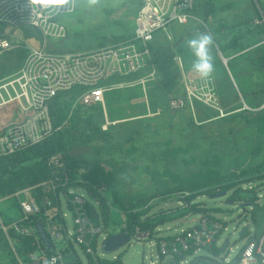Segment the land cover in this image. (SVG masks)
<instances>
[{
  "label": "built area",
  "instance_id": "built-area-1",
  "mask_svg": "<svg viewBox=\"0 0 264 264\" xmlns=\"http://www.w3.org/2000/svg\"><path fill=\"white\" fill-rule=\"evenodd\" d=\"M76 1L0 0V24L11 28L31 27L43 37H62L65 29L53 17L73 11ZM196 1L142 0L134 16V31L129 37L86 51L46 50L44 47L35 48L24 42L12 43L8 38L0 36V50H11L22 45L27 51L18 70L0 79V109L11 104H15L14 110L18 109L15 117L0 121V156L15 153L51 137L57 128L52 125L48 102L58 93L75 87L81 88V91L73 107L82 104L101 109V131H108L120 122L108 119L104 103L105 93L140 86L145 94V85L155 78V71L151 70L131 80L111 79L126 78L142 71L150 57L148 43L152 41L154 33L162 29L167 38L171 39L168 24L185 23L190 16L188 11ZM261 22H264V18L254 20L255 24ZM9 35L13 37L12 34ZM180 82L182 94L171 96L167 100L171 111L187 107L193 112V101H198L218 110L220 116L223 115L209 74L202 77L198 72L188 74L182 71ZM151 113L148 116L158 115L160 110L157 108ZM46 164L49 169L46 180L0 196L14 198L21 212V217L11 222H5L0 216V235L11 254V261L14 260L16 264H76L78 258L75 253L66 256L61 253L68 243L75 242L90 256L93 263H98V257L94 253L95 246L101 245L110 233L106 227L95 224L87 214V200L82 194L86 191L80 186L83 181L80 178L70 179L62 154L50 155ZM83 171L84 169H79L77 174L80 175ZM39 188L43 192L38 198ZM47 193H51L52 197L47 196ZM186 194L185 192L184 195ZM57 202L60 209L65 206L72 211V232L66 227L62 230L53 229L55 223L49 219L48 214ZM94 204L99 206L96 198ZM182 204L187 210L191 207L184 199ZM93 208L95 209L94 206ZM196 213L198 220L195 225L174 235L159 236L156 233L160 230L156 228L151 231L138 226L127 235L138 242L154 238L157 257L165 258L166 264H264V232L258 239L249 237L231 255L229 241L223 252V243L221 246L217 245L221 230L226 229L224 222L215 218L211 212ZM64 216L65 213L60 210L59 217ZM38 223L41 224V229L38 228ZM246 231L247 227L241 235L246 234ZM17 236L32 238L35 248L26 250L25 243L19 242ZM60 240L64 241L61 245L58 243ZM202 248L209 250L212 257L199 255ZM155 263L156 261L149 262Z\"/></svg>",
  "mask_w": 264,
  "mask_h": 264
},
{
  "label": "rangeland",
  "instance_id": "rangeland-1",
  "mask_svg": "<svg viewBox=\"0 0 264 264\" xmlns=\"http://www.w3.org/2000/svg\"><path fill=\"white\" fill-rule=\"evenodd\" d=\"M136 1L138 0H77L73 11L57 14L53 17V20L61 24L65 29V35L62 37L41 36L38 38L33 34H29L33 29H28L27 26L21 29V27L11 28L2 24H0V36H5L12 43L19 42L23 44L24 42L35 48L44 47L46 50L58 52L91 50L100 45L108 44L112 34L121 32L133 33L135 27L133 15L137 9ZM199 2L201 0H197L196 7ZM226 2H230V6L223 15L229 22L238 23L243 17L252 16L253 14V4L250 0H226ZM219 3V0L215 1L216 5ZM256 3L264 9V0H257ZM196 25L197 23L193 20H188V23L184 25L170 22L169 27L173 38L176 40L175 42H177L178 33L186 34L189 28ZM162 31V29L156 31L154 42L157 38L156 43L162 44L166 50L164 57L157 61L162 63L166 60V71L174 74V68L177 65L175 66L172 63V55L177 53L183 62L188 61L189 63V60L194 56L196 57V55L188 45V40L205 35L206 31H203L204 34L197 32L195 35H188L176 45L167 41L162 36ZM10 33H12L13 37L9 35ZM19 48L9 51L0 50V77L9 75L10 71L13 70L18 52L22 51V45ZM208 55L212 65L210 74L222 78L224 69L219 65L217 46L214 45L213 41L208 45ZM195 61L193 60L185 66V73L194 70L192 64ZM154 63L155 69L159 73L158 64L156 61ZM159 68L161 69V66ZM228 69L231 77L233 76L234 83L237 84L246 100L249 101L248 93L259 88L261 77L241 57L229 59ZM210 77L212 80V76ZM158 78L161 79L162 76ZM158 78L156 80H159ZM175 80H171V82L168 80L165 83L166 90L162 95L163 100H168L169 97L167 96L169 93L167 92L172 91V89L173 92L171 94H180L182 92V89H179L178 80L175 83L176 85L172 84ZM152 83L151 81L150 85H153ZM163 83L164 80L156 81L155 87ZM148 84L145 85V91H147ZM146 102L148 103L147 98L138 87L106 92L104 101L106 115L108 119L112 120L140 115L147 111ZM14 106L15 104L6 105L0 109V121L11 119L17 115L18 109L14 110ZM207 108L205 110H209ZM98 110L100 125L103 121V115L101 109ZM187 110H183L186 115ZM130 125L135 127L137 133L127 139ZM103 132L110 134L109 137L111 138L107 143L96 140L83 142L71 147L69 153L87 160L94 158L103 160L107 165L106 168L111 169L116 174L115 190L117 191V198L130 203V205L135 207L134 209H141L145 206L144 202H148L146 206L150 205V207L147 215L152 216V222H158L164 215H167L163 223H158L155 227L156 230H160L156 235H174L180 230L194 226L198 220V214L186 211L187 209L182 204L184 193L170 194L167 197L156 194L153 199H148L151 194L161 192L166 184L161 180L163 177H158L154 172L158 171L161 173L168 168L172 172L188 174L205 165L209 167L211 165L204 162L206 157H211L215 152L220 153V148L223 146L228 147L230 144L217 139L214 142H210L212 140L210 136L197 134V132H192L191 129H188L185 123L180 121L178 114L173 117L168 113H162V110L159 115L120 120L108 131ZM247 141V139L242 137L237 146L241 149L242 146L239 145H245ZM176 147L180 149L174 151ZM241 160L242 158L239 156L235 163L237 165H232L225 163L222 157L220 167L222 173L227 174L231 171L241 170L243 166L248 164V161H246L248 159ZM257 161H259V158L257 157L256 159L255 157L253 162ZM261 171L264 172V168ZM255 175L253 174V176ZM240 187L242 197L234 200L232 204L225 203V200L229 199L231 191H227L225 196L214 198H210V196L219 192L210 195L200 194L188 201L190 206L194 203H199V207H206L215 218L224 222L226 229L221 230L217 245L221 246L224 239H227L231 245V255H234L249 237L258 239L264 232V179L253 177L249 182L242 183ZM101 191L111 201V198H113L111 195L112 188L102 189ZM82 194L89 204L95 207L96 212L100 215L96 222L103 226L101 208L94 204V198L88 193L82 192ZM251 196L255 198H251ZM61 211L65 213L63 218L64 226L69 232H72V211L65 206L61 207ZM0 216L5 222L18 220L21 217V212L14 198L0 197ZM124 221V212L119 203L110 204L107 226L109 233L120 232ZM52 222L56 223L57 220ZM243 226L247 227V231L246 234L240 236L239 231ZM155 241L154 238H150L144 242H138L132 237L127 244L110 253L102 251L101 245L96 244L94 253L99 258L98 263H93L92 259H89V256L75 242H72L71 245L78 258L76 264H149L150 261H156L155 264H166L165 258L159 259L157 257ZM58 243L61 245L64 241L60 240ZM198 254L212 257L211 252L206 248H202ZM186 258L190 259V256ZM10 262L11 254L8 253L4 244L0 242V264H10Z\"/></svg>",
  "mask_w": 264,
  "mask_h": 264
},
{
  "label": "trees",
  "instance_id": "trees-1",
  "mask_svg": "<svg viewBox=\"0 0 264 264\" xmlns=\"http://www.w3.org/2000/svg\"><path fill=\"white\" fill-rule=\"evenodd\" d=\"M205 16L206 13L203 14L204 21L207 19ZM167 27L169 29V25ZM29 28L33 29L29 34H33L38 38L41 37L37 30L31 27H28V29ZM242 28L243 31H241ZM21 29L23 28L21 27ZM200 29L204 31L205 27L200 26ZM223 29L229 36V39L225 44L219 47L221 52H224L226 49H235L238 52L245 48L247 49L248 46L250 47V44H248L250 39L249 36L252 34L258 35V41L260 42L251 43L255 45L250 47V49L248 48L240 54L239 57L261 77V85L257 90L248 93L249 101L246 100L238 87L240 96L248 107L245 108L239 101V97L225 73L222 78L209 73V76L213 78L214 85H212L218 103L222 107V116H220L218 110L198 101H193V112L187 107L184 108L188 109L187 115L183 113L184 109L173 112L162 109V113H168L173 117L175 114H178L180 121H183L186 127L191 129L192 132L195 131L197 134L210 136L212 139L210 142H214V140L217 139L227 142L230 145L228 147L223 146L219 149L222 155L215 152L211 157H206L204 162L205 164L211 165L209 167L205 165L188 174L172 172L168 168L161 173L158 171L154 172L158 177H163L161 180L166 184L161 192L153 193L148 196L149 200L156 197V194L167 197L170 194H182L186 192L187 194L183 197L185 200L190 201L200 194L210 195L221 191H231L228 198L234 201L242 197L240 193V186L242 183L249 182L253 177L264 179V172L261 171L264 168V107L257 109L264 103V25L249 26L248 22L244 21L231 24ZM16 48L20 49L19 47ZM148 48L151 55V53H153L151 42L148 43ZM25 56L26 50L22 48V51L20 53L18 52L17 61L10 73L18 70ZM154 67V58L152 57V59H148L142 71L126 78L114 77L111 80L120 81L135 79L151 70L156 71ZM157 88L159 89V86ZM80 91L81 88L75 87L66 92L58 93L48 102L52 125L57 128L51 137L15 153L0 156V196H6L19 188L38 184L46 180L49 177V169L46 164L47 158L52 154L58 153L62 154V160L64 161L70 179L75 180L76 178H80L83 181V183H80V186L83 187L90 196L99 201L103 225L107 223L110 204L119 203L125 216V227L121 228L120 232L130 234L135 226L141 229H150L152 231L158 223H163L167 215H164L158 222H152V216L150 217L147 215L150 207V205L146 206L148 202H144L145 206L143 208L134 209L135 207L130 205V203H126L120 198H117L118 195L115 190L116 174L111 169L106 168L107 165L103 160L98 158L87 160L69 153L71 147L83 142H92L96 140L107 143L111 138L108 132H103L100 129V114L97 107L82 104L73 107V103ZM157 93H159V91H157ZM143 95L147 98L151 110H155L156 93H154V90L148 89ZM206 107H208L209 110H205ZM129 129L127 139H130L137 133L135 127L130 125ZM242 137L248 141L245 145H239L242 146L240 149L237 145L239 144L238 142L242 140ZM179 149L180 148L176 147L174 151ZM239 156L242 160L248 159L246 160L248 164L243 166L241 170L231 171L227 174L222 173L220 169L222 157L225 163L237 165L235 163ZM255 157L256 159L258 157L259 161L254 163L253 160ZM79 169H84L83 173L80 175L77 174ZM253 174L256 175L253 176ZM71 184L75 185L76 183L71 182ZM108 188H112L111 195L113 198H111V201H109L101 191L102 189ZM37 191L39 198L43 190L39 188ZM47 196L52 197V194L47 193ZM251 198L255 197L251 196ZM90 206L91 204L87 201L85 203L87 214L93 222L98 225L99 223H97L96 220H98L99 217L96 219L94 218ZM60 210L59 203L57 202L53 204V209L50 210L48 214L51 221L57 220L53 225V229L55 230H62L63 227H65L63 218L59 217ZM186 211L194 213L198 211L210 212L206 207H199V203L192 204L190 209ZM16 239L19 242L25 243L26 250H33L35 248L32 238L17 236ZM2 241L3 239L0 235V242L3 243ZM8 253L10 252L8 251ZM61 253L64 256L74 253L71 243H68L66 247L61 250ZM89 259H91L90 256ZM97 260H99V258ZM11 264L16 263L12 260Z\"/></svg>",
  "mask_w": 264,
  "mask_h": 264
},
{
  "label": "crops",
  "instance_id": "crops-1",
  "mask_svg": "<svg viewBox=\"0 0 264 264\" xmlns=\"http://www.w3.org/2000/svg\"><path fill=\"white\" fill-rule=\"evenodd\" d=\"M215 1L217 2V0H201V2L198 3L197 7H196V3L195 5L193 6V8L191 10L188 11V14L190 15L189 18L187 19V21L185 23H182L180 25H184V24H187L188 23V20H193L195 23H197V25L195 27H191L188 29V31L186 32V34H183V33H178L177 34V42H175L176 40L173 38V35H172V32L170 30V27L168 29V32L171 34V39L167 38V35L164 31H162V36L167 40V41H170L172 43H174V45H176L178 42H182L188 35H195V33H203V31L200 29V26H203L205 27V30L206 31V35H208L210 38H211V41L214 42V45L217 46V54H218V61H219V65L222 66V68L224 69V73L227 75V77L229 78L226 70H225V67L223 66L221 60H220V56L223 57V58H226L227 61H226V67H227V70L229 71L228 69V60L231 59V58H235V57H239L240 54H242L244 51H246L248 48L250 49V47L254 46L255 44H251V43H255V42H260L258 41V35H251L249 36V41H248V44H250V47L248 46L247 49H243L241 51H236L235 49H226L224 52H221L219 50V47H221V45L225 44V42L228 41L229 39V36L225 33V30L223 29L224 27H227L233 23H236V22H229V20L226 19V17L223 15V13L229 8L230 6V2H226V0H219L220 3L218 5L215 4ZM251 3L253 4V14L252 16H248V17H243L241 20H239L238 22H248V25L249 26H255V25H264V22H261V23H257L255 24L254 23V20L255 19H262L264 18V9H262V7L258 4L257 5V0H250ZM197 2V1H196ZM141 3H142V0H138L136 1V12L137 10L140 8L141 6ZM257 6V7H255ZM135 12V14H136ZM206 13V16L205 18L206 21L203 20V14ZM135 14L133 15V17L135 16ZM130 17V16H129ZM170 24V23H169ZM168 24V25H169ZM179 24V23H178ZM219 28V29H218ZM216 29V31H215ZM222 29V30H221ZM121 30H123V28H121ZM120 30V31H121ZM201 30V31H200ZM241 31H243V28L241 29ZM156 33V32H155ZM155 33H154V36H153V39L151 41V44H152V51L153 53H151L149 59L152 57L154 58V61H156V63L158 64V69H159V73H157V71H155L156 73V77L155 79L151 80L153 83V85H150L151 81H149L148 83V89H153L154 90V93H157V91H159L158 94H156V102L154 104V107L157 109L160 110V113H161V110L162 109H165V110H168V111H171L168 106H167V100H163L162 99V95L164 94L163 92L166 90L165 89V83L170 80L173 81L174 79H176L172 84H175L176 81L178 80L179 83H178V86H179V89L181 87V72L185 71L186 69V65L187 64H190L193 60L195 61L196 57H192V59L189 60V63L188 61H184L181 59V57L179 55H177V53L173 54L172 55V63L175 64V66L177 65V67L174 68L175 70V73L174 74H171L169 73L168 71H166V64H167V61H163L162 63H158V59L164 57L165 55V48L162 46V44H159V43H156L157 41V38L154 42V39H155ZM12 34V33H10ZM132 34V33H131ZM131 34L129 33H125V32H121V33H116V34H112L110 35L111 38H110V41L108 44L112 43V42H115V41H119V40H122V39H125L127 37H129ZM204 34V33H203ZM256 36V37H255ZM5 37V36H4ZM113 37H116V38H113ZM260 38V36H259ZM254 40V41H253ZM217 41V42H216ZM154 42V43H153ZM106 44V45H108ZM100 46H103V45H100ZM105 46V45H104ZM174 48V47H173ZM240 58V57H239ZM155 64V63H154ZM181 65V66H180ZM193 65V64H192ZM159 66H161V69L159 68ZM156 67H154L155 69ZM156 70V69H155ZM195 70H192L191 72H189L188 74H195ZM230 74V72H229ZM180 75V76H179ZM162 76L161 79H159L158 77ZM4 77V76H3ZM2 78V77H1ZM159 79V80H156V79ZM233 78V76H232ZM163 81L164 80V83L162 85L159 84V89L157 87H155V83L156 81ZM213 80V79H212ZM211 80V82H212ZM234 80V79H233ZM229 81L231 83V80L229 78ZM235 82V81H233ZM213 84V82H212ZM176 85V84H175ZM174 85V86H175ZM232 85V83H231ZM234 85L236 86V89L233 87L234 91H238V93L240 94L239 92V89H238V86L236 83H234ZM138 87L140 90V86H136ZM147 89V90H148ZM180 89V90H181ZM141 92L143 93V91L141 90ZM173 91H170V92H167L169 93V95L167 97H171V96H175V95H180L182 94V92L180 94H171ZM238 93L236 92V94L238 95ZM171 94V95H170ZM158 97V99H157ZM216 99H217V96H216ZM240 101V100H239ZM217 103H218V99H217ZM147 104V111L145 113H141L140 115H133V116H130V117H122L120 119H113V120H125V119H129V118H134V117H147L148 114L147 113H151L153 111H151V106L148 105V103L146 102ZM218 106L220 109H222V107L219 105L218 103ZM244 107V106H243ZM173 112V111H172ZM159 113V114H160ZM158 114V115H159ZM139 119V118H138ZM112 120V119H111ZM111 128V127H110ZM96 211V210H95ZM97 213V212H96ZM99 214L97 213V216ZM99 217V216H98ZM125 218V216H124ZM125 223V221H124ZM123 223V225H124ZM104 227L107 228L108 226V220H107V223L106 225H103ZM121 228H123V226H121ZM120 228V230H121ZM108 229V228H107ZM119 264V263H118Z\"/></svg>",
  "mask_w": 264,
  "mask_h": 264
},
{
  "label": "water",
  "instance_id": "water-1",
  "mask_svg": "<svg viewBox=\"0 0 264 264\" xmlns=\"http://www.w3.org/2000/svg\"><path fill=\"white\" fill-rule=\"evenodd\" d=\"M220 60L223 64V66L225 67V70H226V72H227V74L231 80L233 87L236 89V86L234 85L233 79H232L231 75L229 74V71L227 70V67H226L227 59L220 56ZM237 93H238V91H237ZM238 97H239L241 104L245 105V102L239 93H238ZM262 107H264V103L260 107H258L257 109L262 108ZM225 194H226V191H221L219 193L211 195L210 198L225 196ZM232 202L233 201L230 199L225 200L226 204H232ZM90 209H91V212H92L94 218L95 219L98 218L97 213H96L95 209L93 208V206H90ZM38 225H39L38 228L41 229L42 228L41 224L38 223ZM245 230H246V226H243L241 228V230L239 231V235L243 234ZM41 234H43L42 231H41ZM129 240H130V236L123 233V232L110 234L109 237L107 239L103 240V242L101 243L102 251H104L106 253L113 252V251L117 250L118 248L127 244L129 242ZM227 245H228V240L226 239V240H224L223 246L221 247V252L224 251V249L226 248Z\"/></svg>",
  "mask_w": 264,
  "mask_h": 264
},
{
  "label": "clouds",
  "instance_id": "clouds-1",
  "mask_svg": "<svg viewBox=\"0 0 264 264\" xmlns=\"http://www.w3.org/2000/svg\"><path fill=\"white\" fill-rule=\"evenodd\" d=\"M210 42L211 38L206 34L188 40V45L193 49L197 57L193 68L202 77H206L212 70L210 56L208 55V45Z\"/></svg>",
  "mask_w": 264,
  "mask_h": 264
}]
</instances>
